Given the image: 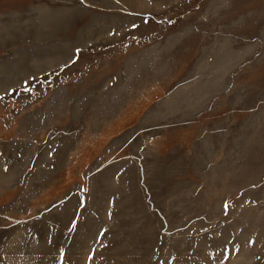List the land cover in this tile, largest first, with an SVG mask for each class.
Masks as SVG:
<instances>
[{
  "label": "rangeland",
  "instance_id": "374dc122",
  "mask_svg": "<svg viewBox=\"0 0 264 264\" xmlns=\"http://www.w3.org/2000/svg\"><path fill=\"white\" fill-rule=\"evenodd\" d=\"M0 264H264V0H0Z\"/></svg>",
  "mask_w": 264,
  "mask_h": 264
}]
</instances>
